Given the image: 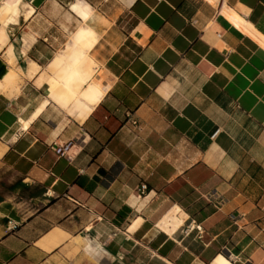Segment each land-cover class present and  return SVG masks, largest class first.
<instances>
[{
    "label": "crops",
    "instance_id": "1",
    "mask_svg": "<svg viewBox=\"0 0 264 264\" xmlns=\"http://www.w3.org/2000/svg\"><path fill=\"white\" fill-rule=\"evenodd\" d=\"M23 1L0 21L22 80L0 86V264H264V0ZM88 23L103 94L64 106L51 62Z\"/></svg>",
    "mask_w": 264,
    "mask_h": 264
},
{
    "label": "bare ground",
    "instance_id": "2",
    "mask_svg": "<svg viewBox=\"0 0 264 264\" xmlns=\"http://www.w3.org/2000/svg\"><path fill=\"white\" fill-rule=\"evenodd\" d=\"M21 4L22 0H13L12 3L2 0L0 4V21L3 25L8 27L10 23L18 21ZM71 9L78 11L84 19L88 18L90 14L89 6L83 0L72 3ZM32 10L33 9L29 7L28 10L23 12V16L28 17ZM96 38V32L89 23L84 26H79L70 36V40L65 47V49H70L71 54L66 53L65 55H58L51 62V72L53 71L55 75L49 81L50 96L58 100L64 106L77 99H81L86 104L93 105L103 94V88L100 81H98L99 79H91L87 86L81 89L83 83L91 78L95 69V63L87 52ZM5 55L8 63L11 64L15 56L11 45L6 49ZM37 69L38 65L32 62V66L28 71L29 75L32 76ZM18 71L19 72L10 70L6 67L0 74V86L9 90L8 95H15L21 88V75H19L21 70L19 69ZM41 102L44 103L45 101ZM27 123L28 121L26 120L23 122L24 125ZM210 264L233 263L220 255Z\"/></svg>",
    "mask_w": 264,
    "mask_h": 264
},
{
    "label": "built area",
    "instance_id": "3",
    "mask_svg": "<svg viewBox=\"0 0 264 264\" xmlns=\"http://www.w3.org/2000/svg\"><path fill=\"white\" fill-rule=\"evenodd\" d=\"M72 143H73V140L72 139H68V140H66L63 143H60V142H57V141H52L50 146L53 148V150L57 154H59V155H65L66 152L71 147ZM145 187H146V184L145 183H141L140 184V190L141 191H143ZM213 194L215 195L216 203L217 204H221V202L224 200L223 196L221 194L216 193V192H214ZM15 226H16V223H14L11 220H9L8 227L9 228H12V227H15ZM188 228H197V229H200L201 226H200V224H192V225L188 226Z\"/></svg>",
    "mask_w": 264,
    "mask_h": 264
},
{
    "label": "rangeland",
    "instance_id": "4",
    "mask_svg": "<svg viewBox=\"0 0 264 264\" xmlns=\"http://www.w3.org/2000/svg\"><path fill=\"white\" fill-rule=\"evenodd\" d=\"M2 0H0V2H1ZM6 1V0H5ZM7 1H10V2H8V3H12L13 2V0L11 1V0H7ZM79 1V0H78ZM72 3H74V2H72ZM25 3H24V1L22 0V4H21V6H23ZM89 12L91 13V9L89 8ZM74 29V26H70V28H67V35H68V37H69V35H70V31H72ZM77 30V29H76ZM73 34V33H72ZM70 40V39H69ZM69 40H68V42H69ZM68 42H66L62 47H61V50L59 51V52H62V53H64V55L66 54V53H70L71 54V52H70V49H65V45L68 43ZM58 52V53H59ZM57 53V54H58ZM19 70V69H18ZM22 81V80H21Z\"/></svg>",
    "mask_w": 264,
    "mask_h": 264
}]
</instances>
